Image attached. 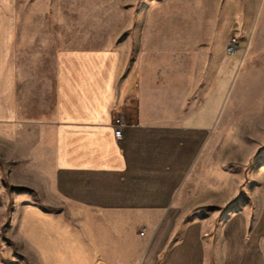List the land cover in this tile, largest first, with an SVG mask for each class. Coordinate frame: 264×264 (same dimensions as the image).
<instances>
[{
    "label": "rangeland",
    "instance_id": "obj_1",
    "mask_svg": "<svg viewBox=\"0 0 264 264\" xmlns=\"http://www.w3.org/2000/svg\"><path fill=\"white\" fill-rule=\"evenodd\" d=\"M16 16L32 69L59 50L128 47L146 73L167 77L174 118L213 111L177 200L181 224L212 220L217 235L239 214L264 250V0H17ZM29 132L0 141V264H87L95 229L61 206L51 156Z\"/></svg>",
    "mask_w": 264,
    "mask_h": 264
},
{
    "label": "crops",
    "instance_id": "obj_2",
    "mask_svg": "<svg viewBox=\"0 0 264 264\" xmlns=\"http://www.w3.org/2000/svg\"><path fill=\"white\" fill-rule=\"evenodd\" d=\"M16 3L0 0V141L38 134L56 198L95 229L87 264H264L239 214L217 235L212 220L181 224L177 200L206 152L213 111L174 118L167 77L146 73L128 47L59 50L32 69L19 55Z\"/></svg>",
    "mask_w": 264,
    "mask_h": 264
},
{
    "label": "built area",
    "instance_id": "obj_3",
    "mask_svg": "<svg viewBox=\"0 0 264 264\" xmlns=\"http://www.w3.org/2000/svg\"><path fill=\"white\" fill-rule=\"evenodd\" d=\"M123 125H124V115L121 114L114 122L115 129L118 131V133H119V129H121V127H123ZM140 235H144V232H141Z\"/></svg>",
    "mask_w": 264,
    "mask_h": 264
}]
</instances>
